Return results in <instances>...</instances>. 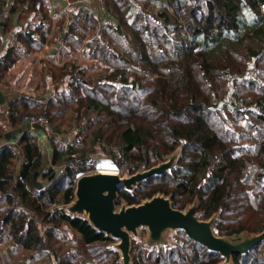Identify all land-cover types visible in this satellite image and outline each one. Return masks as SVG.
Segmentation results:
<instances>
[{
	"label": "trees",
	"instance_id": "16d2710c",
	"mask_svg": "<svg viewBox=\"0 0 264 264\" xmlns=\"http://www.w3.org/2000/svg\"><path fill=\"white\" fill-rule=\"evenodd\" d=\"M35 1L0 0V13L6 9L22 17L23 7L31 10ZM102 1L103 20L82 7L51 39L50 20L42 11L40 20L19 36L33 51L4 59L7 70L22 56L60 43L66 60L60 65L42 60L43 88L57 95L8 106L12 128L23 117L44 113L56 137L49 140L51 165L43 172L34 132L0 149V239L5 236L30 253L31 261L120 264L118 253L109 248L113 239L84 219L50 209L73 199L75 181L93 153L132 175L165 161L179 147L171 171L142 182L133 193L121 191L118 205L139 204L161 193L176 209L197 202L202 219L217 214L219 236L263 232L264 0ZM89 35L95 38L94 54L112 56L121 66L90 67L75 60L72 50ZM229 97L236 100L233 105ZM70 113L78 142L58 138L67 132ZM19 152L25 162L16 172ZM63 165L64 173L57 175ZM35 173L50 183L38 189ZM61 248L67 252L57 257ZM144 253L134 248L133 264L222 261L182 232L173 247ZM231 264H264L262 244L247 255H234Z\"/></svg>",
	"mask_w": 264,
	"mask_h": 264
},
{
	"label": "water",
	"instance_id": "95a60500",
	"mask_svg": "<svg viewBox=\"0 0 264 264\" xmlns=\"http://www.w3.org/2000/svg\"><path fill=\"white\" fill-rule=\"evenodd\" d=\"M65 5V3H63ZM4 23L1 24L3 26ZM0 92V103L4 102ZM42 130L39 125L24 124L16 130L8 132L5 137L11 140L26 131ZM178 152V153H176ZM181 147L147 170H139L127 177L117 172H95L80 175L75 181L73 199L63 205V212L72 218H81L95 229L114 240L110 249L119 255L120 264H133L131 258L132 238L138 236L139 229L147 230V242L152 248L168 243L166 234L169 231L182 232L190 241L200 244L208 252L217 253L222 261L219 264H231L234 255H247L264 243V231L261 233L245 232L232 237H223L215 233L214 227L218 215L204 220L197 215L199 205L194 202L183 210L173 207L171 197L158 193L139 204L118 205L121 191L133 193L142 183L152 177L161 176L171 171L178 161ZM39 173H35L33 182L38 189L48 185L51 179L38 181Z\"/></svg>",
	"mask_w": 264,
	"mask_h": 264
},
{
	"label": "crops",
	"instance_id": "0c3cea01",
	"mask_svg": "<svg viewBox=\"0 0 264 264\" xmlns=\"http://www.w3.org/2000/svg\"><path fill=\"white\" fill-rule=\"evenodd\" d=\"M63 3H65V5H63ZM34 4L35 6L31 10H26V7H23L24 12L22 13V17L18 14H10L9 11L5 9V12L8 13V19L0 29V92L5 97L4 102L0 103V149L6 146L16 145L22 136V134H19L11 140H7L5 137L8 132L16 130L24 125L22 123L18 128L11 127L8 118L9 104L19 99L28 101L30 99H43L47 96L57 95L51 89L45 90L43 87H40L43 83L41 78L42 60H44V64L52 63L55 65H60L66 60L61 55L62 44L52 45L48 43L41 50L22 56L7 70L4 69L2 65L5 62L4 59L8 57L9 54L13 55L14 52L18 51H33L32 47L28 48L20 43L19 36H21L23 32L28 31L32 22H38L40 20L42 11L46 13L50 20L48 39H51L58 32L64 31L68 25H66V23L69 22V17L78 13L77 11L82 7L92 11L94 14H98L100 10L103 11L96 1L87 4L84 0H36ZM18 62H22L23 68L14 72ZM26 63L28 66H25ZM41 63L42 65L39 67ZM31 67L38 68L37 77H30L28 75ZM47 81H49V79H47ZM32 132H34L38 139L41 138L40 131L32 130ZM44 143L42 146L46 151L43 153V167L41 172L50 167L52 159V149L47 142ZM21 165L22 164L17 161L15 167L16 172L20 170ZM45 180L47 179L43 180L39 174L38 181ZM3 238L6 239L5 236L2 237V239Z\"/></svg>",
	"mask_w": 264,
	"mask_h": 264
},
{
	"label": "rangeland",
	"instance_id": "374dc122",
	"mask_svg": "<svg viewBox=\"0 0 264 264\" xmlns=\"http://www.w3.org/2000/svg\"><path fill=\"white\" fill-rule=\"evenodd\" d=\"M163 0H158V4L161 3ZM156 3V4H157ZM33 7L35 6L34 4H32ZM32 7V8H33ZM159 8V7H157ZM158 11V10H156ZM96 17L102 18L103 20V16L104 13L103 11H99ZM69 23V22H68ZM66 23V25L68 24ZM95 42V38L92 37L91 35L87 36L85 39H83L80 43V46L77 47L76 49L72 50V57L77 60L79 63L83 64V65H88L90 67H92V65L96 64V65H108V66H121V63L119 62L118 59L114 58V57H109L106 56L104 54H100V55H96L93 52V43ZM222 47V46H221ZM221 47H219V49H214V51L212 52V57L216 58V56L220 53ZM42 65V63L39 65V67ZM25 66H28V64L26 63ZM23 68V64L22 62H18L15 66V70L14 72H17L19 69ZM38 68L37 67H31V70L29 71L28 75L30 77H37ZM94 73H91V75H93ZM37 80V78H36ZM40 87L42 88L43 85H40ZM48 97V96H47ZM236 102V100L234 99V97H229V104L231 103L232 105L233 103ZM222 112H224V109L222 110ZM31 116H40V117H44L47 121V123L50 125L52 132L51 134L47 137V139L43 140H39L37 138V142L39 144L40 150L42 151V153H44L45 148L42 146V144L45 142H47L50 145V138L51 137H56L53 131V125L52 123L47 119V117L45 116L44 113L42 114H38V115H31ZM72 114H68L66 119H65V125H64V129L65 131H67L66 133H64L63 135H58L59 139L62 140H68V141H74V142H78L81 137L79 138V135H76L77 130L74 129V126L76 125L75 120L72 119ZM24 118V117H23ZM73 127V128H72ZM77 139H79L77 141ZM44 143V144H45ZM51 147V145H50ZM178 153V152H176ZM101 159L103 160V156L100 153H93L90 155L88 160H98ZM105 160H109V159H105ZM108 171H112V172H116L122 176V177H127L130 174H128L125 171L122 170H118L115 169L114 166L111 164L109 165L108 168H106ZM200 217V213L197 214ZM202 218V216H201ZM207 220V219H204ZM40 222V221H39ZM217 222V221H216ZM40 230L42 232V234L45 233V227L43 225H40ZM64 230L67 232V234L72 237L73 233L69 228H64ZM215 227H214V231H215ZM216 233V231H215ZM252 233H249L247 235H251ZM179 235V232H175V231H169L166 234V240L168 241V243H165V245L163 246H157V248H152V246L150 244H148L147 242V230L142 228L138 230V236L137 237H133L132 238V243H131V258H132V262H133V256H132V252L133 249L136 248V251H140L143 250L145 251L144 255L146 253H159L161 250H167L171 247H173L175 241L177 240V236ZM4 237V236H2ZM223 237H232V236H223ZM113 246L115 244V242L112 243ZM263 247V256H264V243L262 244ZM64 248H61L59 253L56 254V256H60L62 254H64L67 251H63ZM31 254L29 253V255L21 252L19 249L17 250V248H15L14 246H12L11 242L9 239H1L0 240V264H46V261L42 260V259H38L36 261H31ZM53 256L55 257V255L53 254Z\"/></svg>",
	"mask_w": 264,
	"mask_h": 264
},
{
	"label": "built area",
	"instance_id": "2783aa9c",
	"mask_svg": "<svg viewBox=\"0 0 264 264\" xmlns=\"http://www.w3.org/2000/svg\"><path fill=\"white\" fill-rule=\"evenodd\" d=\"M92 1H96L100 7L103 9V1L102 0H84L85 3L89 4ZM262 10H264V6L262 7ZM8 18V13L5 12V10H3L0 13V29H1V24L4 23ZM23 124H28L30 126L33 125H39L42 127V130L40 131L41 134V138L39 140H45L47 139V137L51 134L52 129L50 127V125L47 123L46 119L44 117H40V116H26L22 119ZM34 130L33 128L31 129V131ZM39 131V130H38ZM79 139H77L78 141ZM18 162H20L21 164L23 162H25V158L24 155L22 153L19 152L18 155ZM111 164V166L113 165L112 161L110 160H87L85 163V166L87 167L86 171L82 174H92L95 172H105L108 171L106 168L109 167V165ZM64 169L65 166H60L57 168L56 173L57 175H62L64 173ZM117 172V171H116ZM58 210H62L63 211V205L59 204V205H54L51 209H50V213H54L55 211Z\"/></svg>",
	"mask_w": 264,
	"mask_h": 264
},
{
	"label": "bare ground",
	"instance_id": "6f19581e",
	"mask_svg": "<svg viewBox=\"0 0 264 264\" xmlns=\"http://www.w3.org/2000/svg\"><path fill=\"white\" fill-rule=\"evenodd\" d=\"M106 172L112 173L111 171H106Z\"/></svg>",
	"mask_w": 264,
	"mask_h": 264
}]
</instances>
